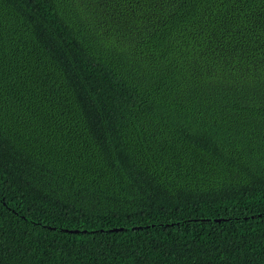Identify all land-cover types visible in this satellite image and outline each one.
<instances>
[{"label":"trees","instance_id":"trees-1","mask_svg":"<svg viewBox=\"0 0 264 264\" xmlns=\"http://www.w3.org/2000/svg\"><path fill=\"white\" fill-rule=\"evenodd\" d=\"M0 264H264V0H0Z\"/></svg>","mask_w":264,"mask_h":264},{"label":"water","instance_id":"water-1","mask_svg":"<svg viewBox=\"0 0 264 264\" xmlns=\"http://www.w3.org/2000/svg\"><path fill=\"white\" fill-rule=\"evenodd\" d=\"M217 221H220V219H217ZM118 229L117 228H114V229H111L110 231H117ZM122 230V229H121ZM101 232H104L105 230H100ZM70 232H76V231H70Z\"/></svg>","mask_w":264,"mask_h":264}]
</instances>
